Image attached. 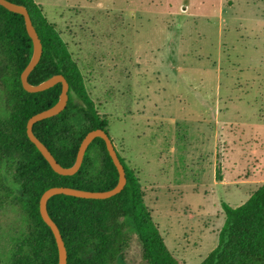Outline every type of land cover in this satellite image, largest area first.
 Segmentation results:
<instances>
[{
    "label": "rangeland",
    "instance_id": "rangeland-1",
    "mask_svg": "<svg viewBox=\"0 0 264 264\" xmlns=\"http://www.w3.org/2000/svg\"><path fill=\"white\" fill-rule=\"evenodd\" d=\"M179 264L264 183V0H35ZM219 168L220 180L217 177ZM13 214L1 215L0 251ZM133 240L126 260L141 264Z\"/></svg>",
    "mask_w": 264,
    "mask_h": 264
},
{
    "label": "trees",
    "instance_id": "trees-1",
    "mask_svg": "<svg viewBox=\"0 0 264 264\" xmlns=\"http://www.w3.org/2000/svg\"><path fill=\"white\" fill-rule=\"evenodd\" d=\"M9 1L26 7L42 44L28 81L37 84L61 74L68 83L65 108L35 122L32 130L55 160L69 167L88 131L101 128L108 134L107 118L99 114L77 62L41 5L35 0ZM32 50L23 15L0 5V221L4 212L16 220L9 228L11 245L0 251L1 264L58 263L55 238L39 212V199L46 189L103 191L118 181L102 138L93 139L72 175L56 173L28 138V119L54 105L61 91V83L37 92L23 88L20 76ZM118 157L126 176L119 193L104 199L56 194L47 201L48 214L66 248L67 264H129L126 257L133 240L140 249L141 264H179L144 202L139 178ZM217 177L220 180L219 168ZM222 206L225 218L217 244L198 264H264V183L240 205L223 202Z\"/></svg>",
    "mask_w": 264,
    "mask_h": 264
},
{
    "label": "water",
    "instance_id": "water-1",
    "mask_svg": "<svg viewBox=\"0 0 264 264\" xmlns=\"http://www.w3.org/2000/svg\"><path fill=\"white\" fill-rule=\"evenodd\" d=\"M0 5L5 7L9 11L23 15L27 33L32 40V46H33L32 55H31L29 62L27 63L23 71L21 72V76H20L23 88L28 92H37V91H42L47 88H50L57 83H61V91H60L57 102L51 107L32 115L28 119L27 124H26V132H27L28 138L35 144V146L40 151L42 156L49 163L50 167L56 173L61 174V175H72L76 173L81 166L85 151L87 147L89 146V144L96 137L102 138L105 142L106 149L118 171V181L116 185L113 188L108 189V190L89 191V190L77 189V188L67 187V186H53V187L46 189L42 193L39 199V212H40V215L43 221L50 227L52 234L55 238V242H56L57 249H58V263L57 264H67V253H66V248L64 246V242L62 240L61 234L59 232L57 225L52 220V218L50 217L47 211L48 199L51 196L56 195V194H65V195H71V196L87 198V199H104V198L111 197L119 193L124 188L125 183H126L125 171H124L122 163L119 160L118 154L114 148V145L111 141L110 136L101 128L92 129L85 134V136L83 137L78 147L75 160L73 164L69 167H64L61 164H59L55 160L51 152L47 149V147L34 135L32 127L35 122L51 117V116H54V115H57L65 108L67 100H68V94H67L68 83L66 79L63 77V75L61 74H54L37 84H31L28 81V75L34 69V67L36 66V64L38 63L41 57V53H42L41 41L32 24L29 13L24 5L14 3L9 0H0ZM0 264H1V260H0Z\"/></svg>",
    "mask_w": 264,
    "mask_h": 264
}]
</instances>
